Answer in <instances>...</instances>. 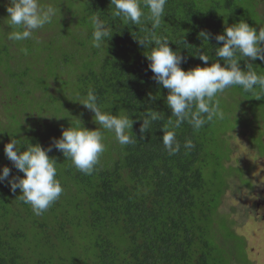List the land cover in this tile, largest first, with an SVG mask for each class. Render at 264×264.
<instances>
[{"label": "trees", "instance_id": "16d2710c", "mask_svg": "<svg viewBox=\"0 0 264 264\" xmlns=\"http://www.w3.org/2000/svg\"><path fill=\"white\" fill-rule=\"evenodd\" d=\"M44 2L57 5L55 22L35 39L13 42L7 39L9 0H0V168L9 167L13 177L23 175L4 153L12 138L23 151L28 143L48 148L62 128L79 120L96 128L94 114L77 102L89 89L103 111L133 119L131 135L137 142L122 147L114 133L105 132L106 150L89 175L52 146L48 155L57 162L56 178L64 191L42 215L17 198L19 189L13 193L7 182L0 183V264H250L243 238L218 209L232 173L225 164L231 150L228 131L241 127L264 152V94L257 99L258 88L245 92L239 86L219 93L213 103L224 118L199 130L182 123L174 129L180 151L169 155L162 142V129L173 130L168 120H175L164 102L168 90L152 79L147 49L135 39L145 35L143 29L151 30V21L124 25L111 17L110 0H74L75 9L73 0ZM239 3L168 0L155 32L185 57L184 70L204 66L194 55L197 50L210 57L209 64H223L215 55L221 45L214 37L223 33L227 12L232 13L227 25L244 20L259 31V19L232 9ZM94 14L112 27L106 48L92 47L89 18ZM201 30L212 38L204 41ZM246 63L264 75L255 67L260 63L264 69V62L245 58L239 61L242 70ZM152 110L162 118L152 121L141 138L142 119ZM187 139L194 144L191 150L183 146ZM221 238L226 242L218 243Z\"/></svg>", "mask_w": 264, "mask_h": 264}, {"label": "clouds", "instance_id": "9594fccd", "mask_svg": "<svg viewBox=\"0 0 264 264\" xmlns=\"http://www.w3.org/2000/svg\"><path fill=\"white\" fill-rule=\"evenodd\" d=\"M167 2L168 0H110V15L113 19L122 20L124 25H141L142 18L151 21V30L143 29L145 35L135 39L147 49L144 56L153 73L152 79L168 90L164 102L171 110L170 117H175V120H168V125L173 130L162 129V142L167 153L175 155L179 153L181 145L174 129L187 121L195 130H199L214 118H224L218 103H213L219 93L239 86L245 92H254L258 88L259 91L254 93L257 99L264 94V75L258 74L251 63H246V70H242L239 64L245 58L264 62V29L257 31L244 20L231 25L225 24L223 33L215 34L214 37L221 45L215 48V55L223 64L218 60L209 64L210 57L204 51L197 50L194 55L204 66L196 65L184 70L180 65L185 57L169 47V39L155 32L161 26ZM144 8L148 10L147 13ZM6 11V24L12 29L7 34V39L13 42L35 39L36 33L45 26L52 25L60 12L57 5L44 0H9ZM89 20L92 25V47L106 48L107 40L113 32L112 27L97 14L92 15ZM198 36L204 41L212 38V34L205 30H201ZM77 102L94 114L96 128L88 129L79 120L78 124L62 128L60 137L53 138L48 148L38 143H28L21 151L15 138L4 145L7 159L23 175L13 177L11 169L4 166L0 168V183L7 182L13 193L19 189L17 198L30 205L35 215H42L64 191L56 178L57 162L48 155L52 146L65 159L70 160L78 171L89 175L106 150L105 132L114 133L116 141L122 147L137 142L136 137L131 135L133 119L124 113L114 115L103 111L93 90L89 89L86 96ZM161 118L160 112L156 110L147 113V118L142 119L139 128L141 138L149 130L151 122ZM183 146L186 150H191L194 144L187 139Z\"/></svg>", "mask_w": 264, "mask_h": 264}, {"label": "rangeland", "instance_id": "374dc122", "mask_svg": "<svg viewBox=\"0 0 264 264\" xmlns=\"http://www.w3.org/2000/svg\"><path fill=\"white\" fill-rule=\"evenodd\" d=\"M239 6L240 4H237L236 8ZM75 8L73 0V9ZM225 18L227 19H222L221 22L228 24L232 13L227 12ZM263 19L264 17H261L258 21L261 29H264V22L261 21ZM255 67L264 71L260 68V63H256ZM67 74L64 72V77ZM230 98L228 93L226 102L232 107ZM240 129L241 127H236L234 131L227 133L226 142L231 144V150L225 164L231 166L232 173L226 180L227 187L218 210L219 214L232 222L231 229L235 234L243 238L247 263L264 264V152L248 140ZM244 184H252V187ZM223 242L226 240L221 238L218 243Z\"/></svg>", "mask_w": 264, "mask_h": 264}, {"label": "flooded vegetation", "instance_id": "af4514ba", "mask_svg": "<svg viewBox=\"0 0 264 264\" xmlns=\"http://www.w3.org/2000/svg\"><path fill=\"white\" fill-rule=\"evenodd\" d=\"M240 6L238 8H232L239 15L249 14L250 16L254 15L257 19L264 17V0H240ZM259 21V20H258ZM264 22V19L261 20ZM260 29V23H258Z\"/></svg>", "mask_w": 264, "mask_h": 264}]
</instances>
